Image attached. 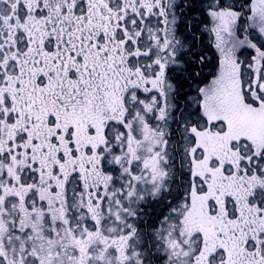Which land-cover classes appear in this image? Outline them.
<instances>
[{
    "label": "snow or ice",
    "instance_id": "snow-or-ice-1",
    "mask_svg": "<svg viewBox=\"0 0 264 264\" xmlns=\"http://www.w3.org/2000/svg\"><path fill=\"white\" fill-rule=\"evenodd\" d=\"M0 264H264V0H0Z\"/></svg>",
    "mask_w": 264,
    "mask_h": 264
}]
</instances>
